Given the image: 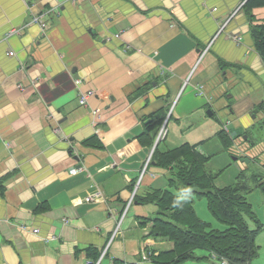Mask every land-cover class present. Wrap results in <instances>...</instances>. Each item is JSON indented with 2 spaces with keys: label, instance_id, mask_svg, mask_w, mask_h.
Listing matches in <instances>:
<instances>
[{
  "label": "crops",
  "instance_id": "1",
  "mask_svg": "<svg viewBox=\"0 0 264 264\" xmlns=\"http://www.w3.org/2000/svg\"><path fill=\"white\" fill-rule=\"evenodd\" d=\"M246 1L0 0V264H89L94 249L100 264L132 263L173 248L141 223L155 204L133 199L121 215L137 184L168 187L167 169L143 171L164 124L171 148L211 156L223 124L252 123L264 7L251 19ZM150 121L162 123L152 146Z\"/></svg>",
  "mask_w": 264,
  "mask_h": 264
},
{
  "label": "trees",
  "instance_id": "2",
  "mask_svg": "<svg viewBox=\"0 0 264 264\" xmlns=\"http://www.w3.org/2000/svg\"><path fill=\"white\" fill-rule=\"evenodd\" d=\"M244 6L252 19L254 8L264 7V0H247ZM251 35L264 61V23L253 25ZM161 124L153 121L146 124L145 135L149 138L147 143L150 146ZM227 124H223L218 132V138L225 149L233 144ZM139 139L143 143L142 136ZM160 144L153 151L152 162L169 171L171 177L168 187L151 189L136 200L158 207L156 216L143 217L141 223L151 222L150 235L173 242V248L161 250L157 255L150 251L151 263L185 264L188 260H212V254H216L220 258H227L231 264H250L259 255L260 246L256 237L264 229V223L258 219L251 202L233 185L215 186L216 175L206 170L211 156L201 153L198 144L184 142L167 150H162ZM194 196L205 197L209 211L217 220L228 224L227 228L213 229L208 221L200 218L193 204ZM197 249L207 253L199 256L196 254ZM100 255L101 252L94 249L89 258L95 264Z\"/></svg>",
  "mask_w": 264,
  "mask_h": 264
},
{
  "label": "rangeland",
  "instance_id": "3",
  "mask_svg": "<svg viewBox=\"0 0 264 264\" xmlns=\"http://www.w3.org/2000/svg\"><path fill=\"white\" fill-rule=\"evenodd\" d=\"M80 1L81 0H78L76 2ZM94 93V91L91 92V94ZM255 109H258V111L255 113V116H253ZM255 109L251 112L252 123L247 128H242V130L234 134L229 131L228 134L233 141L230 148L225 149L221 142L220 147L214 148L213 153L210 154L211 158L206 164V170L216 175L214 179L216 187L233 185L239 188L240 192L251 202L258 219L264 223V124H261V121H264V102L258 104ZM163 126L165 127V124ZM165 128L167 133V127ZM158 136L159 134L157 138ZM165 136L162 140L158 141L156 139L155 143L158 145V143L161 142L162 147L171 148L169 145L170 140L165 141ZM153 147L148 156L150 154L153 155L155 149H153ZM152 155L149 160H146L147 158L145 159L143 171L152 163ZM78 171L79 169L76 167H72L71 169V172L74 174ZM131 191L130 200L123 210L121 218L124 217L132 200H136L138 196H141L138 194L139 184L133 187ZM193 204L198 216L208 221L213 229L224 230L227 228L228 224L217 220L209 211L205 197L194 196ZM153 215L156 216L157 214L153 213ZM121 218L119 217V227L122 220ZM256 242L260 246L259 255L250 264H264V229L258 232ZM206 253L207 252L202 249L196 250V254L199 256L205 255ZM140 259H143L142 253L140 254ZM144 261L143 264L150 260ZM185 264H215V260L213 258L212 260L211 258L188 260Z\"/></svg>",
  "mask_w": 264,
  "mask_h": 264
},
{
  "label": "built area",
  "instance_id": "4",
  "mask_svg": "<svg viewBox=\"0 0 264 264\" xmlns=\"http://www.w3.org/2000/svg\"><path fill=\"white\" fill-rule=\"evenodd\" d=\"M72 1L76 2V1H78V0H72ZM32 23H38V24H40L41 29H42V32H43L44 34L48 31V29H49V27H50V26H49V23H47V22L44 20V18H43L42 15H36V16H34ZM8 54H9V55H14V51L10 50V51H8ZM75 82H76V84H79V83L81 82V80H80V79H76ZM91 92H92V91H89L88 93H83V94H82V96H81V103H83V104L86 103L87 96L90 95ZM56 131H57L58 133H61V130H60L59 128H56ZM165 135H166V128L163 126V128L160 130V133H159V136H158L157 140H158V141H159V140H162V139L164 138ZM151 155H152V154H150V155L147 157L146 160H149V159L151 158ZM87 200H90V199L87 198ZM104 254H105V251L103 252L102 256H103ZM142 255H143V259H142V261H143V260H149V253H148L146 250L142 251ZM212 258L215 260V262H216L215 264H231V262H230L227 258H224V257H221V258H220V257H218L216 254H212ZM89 264H91V261L89 262Z\"/></svg>",
  "mask_w": 264,
  "mask_h": 264
},
{
  "label": "water",
  "instance_id": "5",
  "mask_svg": "<svg viewBox=\"0 0 264 264\" xmlns=\"http://www.w3.org/2000/svg\"><path fill=\"white\" fill-rule=\"evenodd\" d=\"M73 72H75V69L73 70ZM254 111H255V112L253 113V116H255V113L258 111V109H255ZM208 114H209V115H212V112H211V111H208ZM156 145H157V143H155L153 149L155 148Z\"/></svg>",
  "mask_w": 264,
  "mask_h": 264
}]
</instances>
